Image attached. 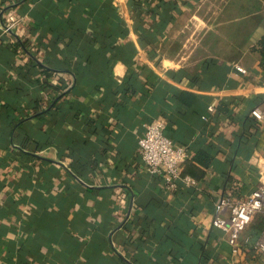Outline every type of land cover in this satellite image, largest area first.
Returning a JSON list of instances; mask_svg holds the SVG:
<instances>
[{
    "label": "crops",
    "instance_id": "obj_1",
    "mask_svg": "<svg viewBox=\"0 0 264 264\" xmlns=\"http://www.w3.org/2000/svg\"><path fill=\"white\" fill-rule=\"evenodd\" d=\"M263 35L264 0H0V264H264L213 226L264 183ZM155 118L196 186L146 170Z\"/></svg>",
    "mask_w": 264,
    "mask_h": 264
},
{
    "label": "built area",
    "instance_id": "obj_2",
    "mask_svg": "<svg viewBox=\"0 0 264 264\" xmlns=\"http://www.w3.org/2000/svg\"><path fill=\"white\" fill-rule=\"evenodd\" d=\"M16 26V19H8L7 31ZM238 71L247 73L242 67ZM210 106L209 111L215 112ZM258 121L264 120V109L256 107L252 111ZM207 119V117H204ZM164 120L155 118L146 124L144 134L138 140V152L142 163L149 174L159 176L168 192H176L183 186H196L197 180L182 174V166L188 157L184 148L176 147L172 138L166 133ZM256 214L264 218V183L245 197L234 199L230 196L221 197L216 203V214L213 226L222 230L232 247L234 256H244L247 247L257 254L264 255V239L253 243L249 239L242 241V235L251 225Z\"/></svg>",
    "mask_w": 264,
    "mask_h": 264
},
{
    "label": "trees",
    "instance_id": "obj_3",
    "mask_svg": "<svg viewBox=\"0 0 264 264\" xmlns=\"http://www.w3.org/2000/svg\"><path fill=\"white\" fill-rule=\"evenodd\" d=\"M255 51H257L258 53H259V55H260V57H261V68L262 69H264V35L262 36V38L259 40V42H258V44L256 45V47H255ZM37 63H38V61H37ZM39 64V63H38ZM41 65V64H40ZM43 67V66H42ZM45 70V72H47V76H50L51 75V70L50 69H44ZM54 70H52V72H53ZM185 95H190V94H187L186 92L185 93H183V94H181L180 95V97L179 98H183V96H185ZM203 156V157H202ZM204 157H205V159H206V156H204V155H198V156H196V160L198 161V162H205L203 159H204ZM208 160V159H207ZM208 165V161H207V163L205 164V166H207Z\"/></svg>",
    "mask_w": 264,
    "mask_h": 264
}]
</instances>
